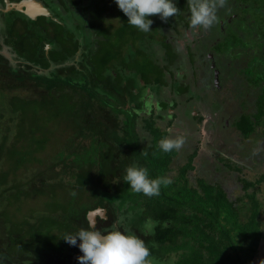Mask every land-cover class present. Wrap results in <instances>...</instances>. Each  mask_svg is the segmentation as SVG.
<instances>
[{"label": "trees", "instance_id": "obj_1", "mask_svg": "<svg viewBox=\"0 0 264 264\" xmlns=\"http://www.w3.org/2000/svg\"><path fill=\"white\" fill-rule=\"evenodd\" d=\"M92 1L100 13L114 6L118 28L99 51L85 42L86 52L75 63L76 41H52L46 54L48 40L36 27L44 18L0 14L8 25L4 45L19 61L12 65L0 54V264H79L77 257L83 253L61 238L88 228L87 215L97 208L106 212V219L97 218L98 230L127 229L141 236L151 258L162 264H253L260 246L264 248L256 191L246 195L249 207L238 208L220 186L203 178L198 187L190 186L187 174L194 169L196 153L170 177L177 150H160L159 141L168 133L157 119H165L166 110L177 105L160 102L156 114L150 105L151 111L142 106L145 88L159 92L169 84L171 95L196 101L198 88L193 93L190 83L175 84L170 44H161L170 59L158 61L154 47L144 46L148 32L128 25L114 0ZM240 1L248 9L255 7L261 16L252 19L253 25L264 27V0L260 6ZM174 3L176 16L161 22L159 14L149 16L152 25L171 22L177 29L190 22L188 0ZM18 22L23 24L19 31ZM52 23L63 33L61 25ZM231 35L233 40L239 37ZM227 44L224 51L230 54L247 46ZM258 64L262 74L246 79L249 86L261 88L260 99L254 111L235 117L239 136L246 140L258 127L264 137V62H254L255 71ZM190 133H200L199 126ZM129 166L144 167L150 178L165 176L172 182L162 185L158 196L135 193L124 181ZM243 184L245 190L254 187L246 180ZM149 221L153 232L145 236L142 230Z\"/></svg>", "mask_w": 264, "mask_h": 264}, {"label": "flooded vegetation", "instance_id": "obj_2", "mask_svg": "<svg viewBox=\"0 0 264 264\" xmlns=\"http://www.w3.org/2000/svg\"><path fill=\"white\" fill-rule=\"evenodd\" d=\"M7 1L12 3L20 0H0V10L6 8ZM38 1L48 10L49 16H40L30 20L38 21L43 18L45 19L44 22L35 25L48 40V44H46L45 47L46 54L51 51V46L53 45L52 41L63 39L64 45L76 41L78 47L73 59V63H75L80 61V58L84 52H86L84 48L85 42H90L89 45L93 48L94 52L99 51L100 47L107 44V36L111 35V33L118 28V25L108 18V11L100 13L99 10L94 8L95 4H93L94 2L92 0ZM110 4H112V1ZM55 9L60 11L61 14H59V16L53 12ZM247 9L248 7L243 1L225 0L224 7L220 8L217 12L218 21L209 29H204L202 27L193 29L190 26V22H184V25H180V28L177 27V29H175V23L171 22H169V25L150 26L151 32H148L143 42L144 46L151 48L152 45L154 47L152 50L156 54L158 61L162 62L167 56L170 59V54L164 49H161V44L163 41L170 44L175 56L172 62H170V60H168V62H170L169 65L171 67L169 70L175 73V84L190 83V91L194 93L195 88H198L200 93V97L198 101H196L194 98L187 95L185 96V94L182 95L179 93L176 97L171 95L169 84L165 85L159 92H152V90L155 89L154 87L145 88V94L141 100L143 102L142 106L146 111H151L147 107L150 105L153 112L156 114V112L159 111L158 107L160 106V102L177 105L176 109L166 110L165 119H162V116L157 119V125L162 126L163 130L168 133L166 138H175L177 136V133H175V136L170 134V127H182L188 134L191 131L194 133L197 126H199L200 131H206V128L211 127L212 132V126L214 122H216L214 118L219 115L223 117L222 129L233 128L239 134V131L234 125L235 115L240 116L243 113L249 114L254 111L255 104L260 99V92L258 90H261V88L249 86L248 80L243 75L245 74L244 70L249 66L247 62H264V55L262 52L264 51V27L256 25L254 28V21L251 20L250 15L246 13ZM0 14L5 15V13L1 11ZM61 17L62 19H60ZM161 21L160 18L159 22ZM52 22L61 25L63 33L61 30L56 32L55 29L57 28L52 26L54 25ZM240 22H242V24L236 27ZM21 25L23 24L18 22L15 25V30L19 31ZM30 25L34 27L33 24ZM7 26L8 25H5L3 19H0V54L6 58L3 53L7 52L12 60L10 61L8 59V61L12 65H17L19 61L14 58L15 56L10 52V48L4 45V41L7 39ZM247 27H250L249 32L246 30ZM259 30L262 31V36H259ZM149 33L152 36H150ZM227 33L254 40V43H248L251 44L250 47L246 46L244 50L233 52L238 53L234 59L232 57L233 53L230 54L228 51L221 52L217 50L223 39L222 34ZM58 46L56 47L57 49L60 48H58ZM128 48L131 49L132 46L129 44ZM243 56H248L250 58L244 62V65H241V63L237 65L236 62H239ZM231 68L236 70L235 73L230 72ZM262 71L263 69L259 67L255 72L260 76ZM129 74L130 73L127 72V75ZM167 81H170L169 75H167ZM226 84L229 85L227 89L224 88ZM144 86L143 82H141L140 87ZM133 92L134 96L137 98L136 94L138 91L133 90ZM137 99L139 100V98ZM162 111L160 112L161 115ZM197 117H201L200 122ZM229 120L231 121L230 124H232L230 127ZM220 123L218 124L220 125ZM222 129H219L220 132L223 131ZM256 130L257 134L261 132L260 128ZM260 136L257 139L259 141L264 139V137L261 138Z\"/></svg>", "mask_w": 264, "mask_h": 264}, {"label": "rangeland", "instance_id": "obj_3", "mask_svg": "<svg viewBox=\"0 0 264 264\" xmlns=\"http://www.w3.org/2000/svg\"><path fill=\"white\" fill-rule=\"evenodd\" d=\"M252 1H255L253 5L257 4L260 6L262 4V0ZM249 2H251V0H249ZM114 9V6L113 9L110 8L107 15L116 23L118 17H115V14L117 13ZM254 10L255 7L246 10V13L250 15L251 20H256L257 15L259 17L261 16L258 11L255 13ZM260 23H264V21H260ZM241 24L242 22L238 23L236 27H239ZM253 26L254 28L256 27V25ZM246 30L249 32L250 27H247ZM261 32V30H259V33L257 32L259 36H262ZM222 35L223 39L217 50H226L227 43L231 44L232 42L235 45L234 47H239L244 44L250 47L251 44L248 43H254V40L245 37H236L235 40H233L230 33ZM230 47L231 45L228 46L227 49H230ZM236 55H238V53H233L232 57L235 59ZM249 58L250 57L248 56H243V58L239 60V62L237 61L236 64L240 65L241 63V65H244V62ZM247 63L249 66L253 67L254 61H249ZM258 65L262 68L260 64ZM235 71L236 70L233 68L230 70L231 73H235ZM244 71L245 74L243 76L248 79L251 74L255 73V68L245 69ZM224 88H229V85L226 84ZM235 117H237V115H235ZM214 119H216V122H214L212 126V132L211 127L206 128V131L201 130L198 134H188L182 127H170V134L175 136V133H177L176 137H183L185 142L183 146L177 150V157L171 165L172 169L169 172V176H176L178 174V169L188 162L189 156L196 153L193 159L194 169L187 174L189 185L195 188L198 187V180L202 178L210 184L218 185L225 191L227 197L237 204L238 208L249 207V200L246 198V195L251 194L252 191L255 190L256 198L259 199L261 203L260 219L264 222V139H261L260 141L257 140L261 132L257 134V130L254 131L255 133L245 141V139L243 140L233 128L222 129V116H216ZM234 121H237V119L235 118ZM217 122H221L220 125ZM230 122L231 121L229 120V127L232 125ZM236 124H238V122H234V125ZM219 129H222L223 131L220 132ZM260 131H262L261 128ZM243 180L253 183L254 187H249L245 190ZM243 212H246V210ZM263 250L264 248L260 246L258 251L259 255L253 264H264ZM152 261L153 264H162L157 258L152 259Z\"/></svg>", "mask_w": 264, "mask_h": 264}, {"label": "clouds", "instance_id": "obj_4", "mask_svg": "<svg viewBox=\"0 0 264 264\" xmlns=\"http://www.w3.org/2000/svg\"><path fill=\"white\" fill-rule=\"evenodd\" d=\"M114 3L128 18V25L145 33L151 32L153 21L149 16L159 14L161 20L166 21L179 12L174 0H114ZM224 4L225 0H188L190 26L193 29L211 28L218 21L217 12ZM184 142L183 137L162 138L159 148L164 153H169L179 150ZM124 181L131 191L148 197L158 196L160 187L172 182L165 176L150 178L148 170L138 166L126 168ZM153 227L149 221L142 230L143 234H151ZM61 239L70 246L78 247L83 253L77 257L79 264H153L145 240L127 229H115L105 233L94 224H89L88 228H81L74 234L67 233ZM175 259L173 255L172 262Z\"/></svg>", "mask_w": 264, "mask_h": 264}, {"label": "water", "instance_id": "obj_5", "mask_svg": "<svg viewBox=\"0 0 264 264\" xmlns=\"http://www.w3.org/2000/svg\"><path fill=\"white\" fill-rule=\"evenodd\" d=\"M2 13L17 12L29 19H36L40 16H49L48 10L43 6V4L38 0H20L18 2H8L6 8L0 10ZM7 59L11 60L10 55L7 52L3 53ZM96 217L101 219H106V212L102 208H97L93 211H90L87 215V220L89 224H96Z\"/></svg>", "mask_w": 264, "mask_h": 264}]
</instances>
